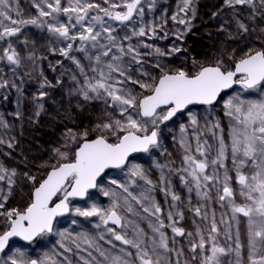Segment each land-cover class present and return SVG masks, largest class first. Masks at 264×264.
Segmentation results:
<instances>
[{
	"label": "snow or ice",
	"instance_id": "snow-or-ice-1",
	"mask_svg": "<svg viewBox=\"0 0 264 264\" xmlns=\"http://www.w3.org/2000/svg\"><path fill=\"white\" fill-rule=\"evenodd\" d=\"M224 2L229 8L240 5L256 8L255 0ZM154 3L155 0H151L149 9ZM259 5L264 9V0H259ZM34 7L38 12L37 17L27 20L13 19L10 14L14 10L13 0H0V42L7 45L0 50V61L6 60L10 65L20 66L21 56L9 38L18 37L25 25L46 26L49 33L66 42L64 47L58 49L59 53L72 60L85 76L83 86L77 90L85 100H104L106 109L110 111H106L104 118L96 125L94 131L99 132V135L95 138H88V130L82 133L68 131L66 141L77 144L71 158L68 151L55 148L54 162L43 165L47 169L45 175L38 179L34 175L24 174L31 182L32 190L30 202L22 209L6 208L9 198L13 195L17 173L15 169L9 170L0 164V182H5V185L0 187V253H5V250L10 248V240L14 237L32 243L38 238L53 234L58 218L72 213L86 220L97 218L98 222L94 227L100 230L96 235L82 232L71 238L77 255L81 250L87 252L86 257L79 256L82 264H169L167 253L176 252L177 256L182 255V250L169 247V238L164 231L166 227L171 228L174 234L173 243L175 236L185 235L184 228L177 227L178 221L174 219V216L181 220L184 218L183 212L177 208L180 196L171 191V181L161 171L160 181L168 185L166 189L161 190L165 192L166 197L171 195L172 201V210L167 212L169 223L166 225L160 205L151 196L155 185L140 164L131 163V160L136 159L133 154L150 153L154 149L162 148L163 128L178 115H187L191 126L199 133L200 130L196 128L197 116L189 106L214 107L223 99L222 93L226 94L225 90L239 85L243 92L251 94L259 90L261 96L259 99H242L237 94L225 101V115L232 121L227 140L217 121L210 126L206 125L215 145L209 144L206 139L202 140V134L194 133L196 143L193 150V145L187 137V127L181 124L178 142L184 153L182 166L173 169L169 165L157 163L156 167L169 168L170 172L179 175L180 182L187 192H195V195L205 202L212 200L211 192L215 190L216 199L221 206L227 203L231 209V218L237 225L235 248L231 245L227 248L218 245L217 236L220 230L213 212L207 239L197 227L199 240L191 244L193 253L197 248L201 251L200 264H221L220 258L233 252L235 264H243L237 218L240 214L247 218V262L264 264V43L260 48H249L238 60L230 55L229 59L233 61L231 68L226 66L222 57L208 65L194 62V72L183 68L167 69L157 62L153 65L157 74L153 75L152 71L144 70V61L139 50L141 46L153 48V45L144 41L133 45L131 40L133 37L148 36L149 33L156 36V28L160 26H141L138 30L133 28L131 35L126 34L118 38V34H114L116 30L108 23L116 21L127 26L134 23V16L142 19V0H123L122 4L112 3L110 0H103V4L97 0H34ZM188 12L195 15L193 0H181L178 13L171 18L177 21L179 13L186 16ZM62 16L66 20H62ZM178 22L189 24V21L183 18ZM236 24L240 32H249L248 26L241 20L237 19ZM260 31L264 34V29ZM177 35L182 38L179 33ZM257 39L260 40L261 37ZM90 49L95 50L94 55H88ZM73 51L85 53L89 61H94L91 71L97 75L89 78L81 61L71 55ZM153 51L157 57H165L179 52L180 49L174 47L165 52L155 47ZM125 57L130 59L126 62ZM137 72L140 78L134 79ZM72 79L75 81L76 77L73 76ZM129 84L134 87H129ZM8 86L7 80L0 82V87ZM135 87L141 91H135ZM45 95L43 91L39 93L40 98ZM16 115L19 116L20 113L17 112ZM36 115H39V112ZM2 123L0 120V124ZM0 143L4 141L0 140ZM8 146L11 148L12 144L9 143ZM67 146L68 144L65 145ZM229 161L231 168L228 166ZM109 169L126 171L128 181L121 183L113 179L111 184L115 188H101L102 194L110 198L108 207H101L97 203L84 208L70 206L74 198L84 199L89 196L90 190L97 189L98 181L104 179L108 174L106 170ZM245 169H250V172L246 173ZM231 172L235 173L234 177ZM137 180H142L148 187L139 195H133L129 187L135 185ZM233 182L239 185L238 192L244 198V203H236ZM131 202L138 204L147 214L142 219L149 220L152 235L149 236L139 225L123 215L125 210L133 212ZM202 207L203 205L192 210L196 216L208 220V213H202ZM220 222L225 223L223 218ZM72 223L76 224L77 221L73 220ZM130 226L131 235L128 233ZM55 234L60 236L61 241L70 238L66 232ZM187 235L191 237L192 233ZM225 235L229 240L232 239L230 225ZM81 242L87 247L82 249ZM115 242H119V246ZM104 244L109 247H104ZM206 244L210 245L207 249ZM60 247L64 249V253L73 251L72 246L63 242ZM61 255L63 264H72L69 256L63 253ZM0 264L61 262L47 253L43 257L29 259L18 249L15 254L0 259Z\"/></svg>",
	"mask_w": 264,
	"mask_h": 264
},
{
	"label": "rangeland",
	"instance_id": "rangeland-1",
	"mask_svg": "<svg viewBox=\"0 0 264 264\" xmlns=\"http://www.w3.org/2000/svg\"><path fill=\"white\" fill-rule=\"evenodd\" d=\"M205 1V0H204ZM151 0H142V6L144 7V16L141 19L140 17L134 16V23L121 25L119 22H112V27L114 26L115 30L118 31L119 38H122L124 35H131V31L133 28L136 30L139 29L141 26L146 27H154L156 25H159L160 27H157V29L163 28L166 24H168V20L172 17V15L176 14L178 12V6L181 4V0H155L154 6L149 9V3ZM222 4L223 0H218ZM113 3L122 4L123 0H114ZM256 8L253 9L250 5H240L237 7H240L244 11V17L245 20L248 22L247 26L249 28L248 33H241L238 37H231L226 38L222 37L224 42L220 49L218 50L219 53L217 55L225 54L228 57V63H232L233 61L229 59V56L231 55L233 59L238 60L241 58L244 53L249 48H260L262 43H264V34L261 33V21L256 17V15H263L264 16V9H262L259 5V0H255ZM236 7V6H235ZM122 10V9H117ZM254 17V18H253ZM62 20H66L65 17H61ZM9 23L8 21H6ZM127 23V22H126ZM2 30V29H0ZM28 32V31H27ZM121 32L124 33L121 34ZM30 33L28 32L23 35V41L20 40L19 36L17 37V40L14 38H11V42L13 43V46L16 48L17 52L21 56V65L20 66H13L7 63L6 60L0 61V72L1 74L4 73V71L7 68H10L11 66L15 67L14 69L16 71H21L23 69V66L31 61L34 54L32 53L33 49L29 45V39L26 37L28 34L30 37ZM34 33V32H33ZM151 35L150 33L148 36ZM47 43L51 44L50 41L55 43L56 45L58 42H63L60 39H57L52 33H48L46 35ZM146 37V36H145ZM257 37H261L260 40L257 39ZM144 37H133L131 40V43L133 45L137 44L138 40H141ZM176 41V42H175ZM218 41V40H217ZM125 45L127 42H124ZM175 43H182L179 39H175L172 41V45H178ZM5 42H0V50H2L3 47H6ZM215 50H217L215 48ZM95 54V51H93V54ZM31 56V58H29ZM130 57H125V61L129 60ZM159 59V62H161L163 65L166 63V60L164 57L161 58H155L152 61H144L143 68L146 71H152L153 75H156V71L153 69V63ZM134 67H139L135 66ZM97 75L96 73H93L92 71L87 74L89 78L92 76ZM139 72L134 74V79H139ZM85 79V76L83 77V81ZM84 83V82H83ZM129 87H134L131 84L128 85ZM79 89V86L72 85L71 82H69L65 86V91L75 92V99L79 100L82 95L77 90ZM137 90V87H135V91ZM10 98H5V101L2 103L0 99V104H3L1 107L0 105V113L1 109L8 111V107L11 105V108H15L16 104L21 103V106L25 104V102L28 101V98L23 96L20 97L16 93H9ZM73 94V95H74ZM239 94L242 99H259L261 96V93L259 90H256L252 92L251 94L243 92V90L240 88V86L235 87L232 91L227 92L226 94H223V99H220L218 103L215 104L214 107L210 106H200L197 108H191L192 112L196 114L198 124L196 126L197 129H199V133H196L195 129L191 126L190 120L187 115L184 116H177L173 119V121H170L167 123V126L163 128V132L161 135V143L163 145L160 149H154L150 153H143L138 156H136V159L131 160V163L134 164H140L147 172L149 178L153 181V184L155 185L154 190L151 192V196L154 197L155 201L160 205L162 209V218L165 221V224L167 225L169 221L167 220V212L171 209V195L165 196V192L162 191V188H167V184H162L160 181L161 177V171H163L165 177L171 181V191L175 194L180 196V201L177 202V208L183 212L184 218L181 220L178 216H174V219L178 221L177 227H182L185 230L184 236H175V243H173V236L174 234L171 231V228H165L164 231L166 232L168 238H169V247L175 248L177 250H182L183 254L180 256H177L176 252H169L166 254V259L169 262V264H177V260H179V264H200L202 254L199 248H197L196 252L193 253L191 251V244L193 242H198L199 237L197 236V227L201 230V232L205 235V238L207 239L208 234V228L210 227V220L212 217L213 212L215 213V219L217 222V226L219 228V234L217 236V243L221 247L227 248L229 245H231L233 248H235L236 244V222L232 220V214L231 209L227 205V203L224 204V206H221V204L216 199V193L215 190L211 192L212 200L210 201H203L200 200L196 195L195 192L189 194L187 192V189L181 184L179 175L175 174L174 172H170L169 168H157L156 164L160 165H169V167L175 169L182 166V157H183V149L179 145V138H180V125L183 124L187 127V137L188 140L193 145V150L195 148V139H194V133L195 134H202V140L206 139L209 144L215 145V140L211 134L206 128V125L210 126L212 123L219 122L220 127L224 130V135L227 140L228 132L231 126L232 121L230 118L225 115V107L224 103L227 99H229L231 96ZM1 97V96H0ZM106 111H110L106 109V105L100 106L97 109L96 118H95V124L101 122V120L104 118V114ZM16 114V111H15ZM1 115V114H0ZM28 116L30 118H36V111L32 110L31 108H27L24 113L23 117ZM17 124V125H16ZM23 124V125H22ZM24 126L23 120H16L14 124L10 126L9 132L6 131V127H3L2 124H0V140L7 138L9 140L10 132H14L17 127ZM163 127V126H162ZM99 133V132H97ZM175 137L176 139H173ZM12 144V140L8 142V144ZM1 144V143H0ZM2 147H0L1 149ZM166 149V151H165ZM10 153L7 152L4 155V157L0 158V164H2L5 168L11 170L15 169L17 176H16V184L13 186V195L9 198L6 208H23V202L19 198H21L22 190L25 186V181L27 178L24 174H20L16 167H14L13 162L15 161L16 156L12 155L11 151L12 149L9 148ZM214 154V149H213ZM14 160V161H13ZM228 166L231 168L230 161L228 162ZM245 172H250V169H245ZM233 177L235 176L234 172L230 173ZM23 176V177H22ZM116 179L121 183H127L128 176L126 174V171H121L119 169L112 170L108 172L107 175L104 176V179L102 181H99V187L95 189L93 192L89 193V196L84 200H74L71 201L70 206L71 207H88L92 203H97L101 207H108L110 204V198L105 197L102 194L101 188L108 189V188H115L114 185L111 184V180ZM5 185V182H0V187H3ZM148 186L144 184L142 180H137V183L135 185H130L129 190L133 192V195H139V193L146 189ZM232 187L234 188V191L236 193V203H244V198L239 195L238 189L239 185L233 182ZM6 190V189H5ZM119 191V189H117ZM189 196H191V204L189 205ZM26 199V198H25ZM158 200V201H157ZM132 203L133 212H127L126 210L123 212V215L127 217L128 220L133 221L135 224L139 225L140 228L143 230L145 229L147 231V234L150 236L152 235L151 229L149 228V220L148 219H142V217L146 216L142 210V208L136 204L135 202ZM202 213L204 211H207L209 219L204 220L200 216H196L194 211L192 210L195 207L202 206ZM223 218L225 223H221V219ZM239 220V242L242 245V256H243V264H248L247 262V245H248V235H247V218L243 217L242 214L238 215ZM154 220V218H151ZM76 220L77 223L73 224L72 221ZM97 218H88L87 220L83 217H77L72 213H69L68 216L59 218L58 222L55 224V231L53 234L38 238L35 242L31 244H22L18 242H11L10 248L5 250V253H0V259H3L7 255H13L16 253V251L19 249L23 251L27 258L33 259L38 257H43L46 253L51 255L55 260L61 262L63 264V253L64 255H67L72 260V264H82V262L79 260V256H87V252L80 251L79 255H77V249L74 247V245L71 244V238L76 237L79 233H88L90 235H96L100 230L96 229L94 227L95 223H97ZM231 226V235L232 239L229 240L227 236L225 235L226 230L228 226ZM120 230V229H117ZM132 228L131 226L128 228V233L131 235ZM55 232H66L70 235V238L64 241H61L60 236L56 235ZM192 233V236L189 237L187 233ZM63 242L66 245L72 246L73 251L70 253H64V249L60 247V243ZM103 243V242H101ZM118 246L119 243L115 242ZM82 249L84 247H87L86 245H83L81 242ZM209 244H206V249L209 247ZM104 247H109L107 244H104ZM207 254V253H205ZM221 264H235V254L234 252L230 255L222 256L221 258Z\"/></svg>",
	"mask_w": 264,
	"mask_h": 264
},
{
	"label": "trees",
	"instance_id": "trees-1",
	"mask_svg": "<svg viewBox=\"0 0 264 264\" xmlns=\"http://www.w3.org/2000/svg\"><path fill=\"white\" fill-rule=\"evenodd\" d=\"M97 2L103 4V0H97ZM110 2L113 3L114 0H110ZM103 6L106 7L107 5ZM193 7L195 15L188 12L186 16L184 13H179L178 16V20L180 18L186 19L189 24H180L178 20L173 21L170 18L168 24L156 30V36L149 35L138 40L137 44L144 41L153 45V48L140 47L142 59L152 61L155 58H161L155 55L153 51L155 47H159L165 52H169L175 47L179 48L180 51L165 56L166 63L164 65L160 62L167 69L183 68L186 71L194 72L196 71L194 62L200 65H208L221 57L225 60L227 67H232L233 62L228 63L227 55L216 56V54L219 53L218 50L224 42L222 37L235 38L241 35L242 32L238 30L236 21L239 19L247 25L244 11L237 6L229 8L224 0L222 4L218 0H193ZM13 9L10 13L13 19L27 20L38 16L37 9L34 7V0H13ZM256 17L261 21V28L264 29V16L256 15ZM112 22L114 21H108L109 24ZM5 23L7 22L5 21ZM113 28L115 27L113 26ZM27 31L31 32L30 37L28 34L26 37L33 49L32 53H35L32 58L33 61L25 64L21 71H16L15 67L11 66L3 74L0 72V82L5 80L9 82L8 87H0L2 103L5 98H10L9 93H16L20 97L28 98L23 106H21L22 101H20L21 103L16 104L15 108H11L10 105L7 112L6 109H1L0 120L3 121L2 125L3 127L7 125L5 130L8 132L16 120H23L26 125L22 126V124L13 133L10 132L11 138L9 140L7 138L1 139L4 143L0 144L2 147L0 158L2 159L6 152L10 153L8 142L12 140L11 153L16 156L15 161L13 160L14 167L20 174L27 173L39 179L47 171L43 165L54 162L53 149L60 148L62 151H68L71 158V153L74 152L77 144L66 141L65 136L69 130L73 133H82L88 130L89 139L99 135L97 131H94L96 111L100 106L105 105V101L99 99L85 100L83 96L76 100L75 92H66L65 86L69 82L73 86L77 84L79 88L84 84V74L81 73L80 68L58 51L59 48L65 46L66 42H58L56 45L50 41L51 44H48L46 35L49 32L46 26L37 27L35 25H25L22 28L21 33L18 34L21 41L24 39L23 35L28 33ZM178 33L182 38H178ZM114 34H118V31ZM121 34L124 35L123 32ZM12 38L17 40V37ZM9 39L11 40V38ZM175 39H179L182 43H175L178 45L173 46L172 41ZM53 49L57 51H53ZM93 51L95 50L90 49L88 55H92ZM71 55L81 61L86 74L91 72V66L95 62L89 61L85 53L73 51ZM157 62L159 59L153 65ZM73 76L76 77L75 81L72 79ZM12 84L16 86L12 87ZM42 85L43 87H41ZM42 91L46 95L40 98L39 93ZM136 91L141 90L137 87ZM0 105L3 106V104ZM27 108L35 110L36 113L39 112V115L36 118L25 115L22 118ZM15 111L16 113L19 112L20 115L17 116ZM66 144H68L67 147H65ZM31 190L32 184L26 180L22 190L23 195L19 198L22 202L24 201L23 207L30 202Z\"/></svg>",
	"mask_w": 264,
	"mask_h": 264
},
{
	"label": "water",
	"instance_id": "water-1",
	"mask_svg": "<svg viewBox=\"0 0 264 264\" xmlns=\"http://www.w3.org/2000/svg\"><path fill=\"white\" fill-rule=\"evenodd\" d=\"M237 86H239V85H234L233 86V88L232 89H228V90H225V93H227V92H230V91H232L235 87H237ZM224 93H222V95H223ZM200 106H206V105H191V106H189L190 108H197V107H200ZM140 154H143V153H134L133 154V156H138V155H140ZM111 170H115V169H109V170H106L107 171V173L109 172V171H111ZM98 183H99V181H98ZM95 189H92V190H90V192L89 193H91V192H93ZM87 197H85L84 199H86ZM84 199H80V198H74L72 201H74V200H84ZM69 215V213L68 214H65L63 217H66V216H68ZM63 217H59V218H63ZM58 218V219H59ZM111 226H114V225H111ZM115 227V226H114ZM18 242V243H22V244H31V243H29V242H26V241H23L22 239H20L19 237H14V238H12L11 240H10V243L11 242ZM33 242H35V241H33ZM32 242V243H33Z\"/></svg>",
	"mask_w": 264,
	"mask_h": 264
},
{
	"label": "flooded vegetation",
	"instance_id": "flooded-vegetation-1",
	"mask_svg": "<svg viewBox=\"0 0 264 264\" xmlns=\"http://www.w3.org/2000/svg\"><path fill=\"white\" fill-rule=\"evenodd\" d=\"M115 170H117V169H115ZM180 182V181H179ZM158 201V200H157ZM110 227H114V226H111V225H109ZM144 231H145V233H147V231L144 229ZM119 243V242H118ZM94 255H95V253H93Z\"/></svg>",
	"mask_w": 264,
	"mask_h": 264
}]
</instances>
